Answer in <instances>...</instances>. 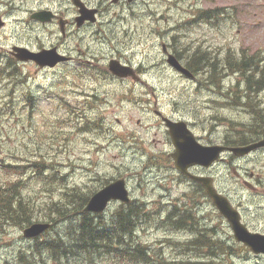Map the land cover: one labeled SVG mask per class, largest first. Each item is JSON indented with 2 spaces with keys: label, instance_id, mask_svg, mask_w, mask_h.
Listing matches in <instances>:
<instances>
[{
  "label": "rangeland",
  "instance_id": "rangeland-1",
  "mask_svg": "<svg viewBox=\"0 0 264 264\" xmlns=\"http://www.w3.org/2000/svg\"><path fill=\"white\" fill-rule=\"evenodd\" d=\"M44 1L53 3L54 7L72 3L71 0H0V17L6 22L5 28L0 30V67L5 66L8 71L12 70L9 67L10 61L5 55L13 45L33 42L37 40V35L42 36V34L30 32L27 23L23 21L29 19L30 12L26 10L27 8L33 9L44 5ZM85 1L91 6L101 8L97 25L85 27L79 32L73 28L70 32L71 36L67 37L62 36L59 26L53 25L52 45H58L62 41L63 49L71 48L74 56L94 62L96 67L88 73V76L94 77L95 80L79 85L77 90L74 86L68 85L65 91L60 92V101L80 111L85 106V99L80 98V93L94 92L96 89L105 100L97 110L77 119L76 116L69 114L64 106H60L55 89L57 79L81 69L76 63L52 71V79L49 76L45 77L47 73L36 75L31 65H19L20 71L31 72L30 84L26 88L38 91L37 97H41V101L39 106L37 105L38 108L34 110L17 108L15 115H7L0 108V160L14 161L15 157L12 153L24 155L29 149L28 158L34 162V165L35 163L38 165L34 166V169L38 167L42 170L39 176L36 173H30L27 177L28 186H25L28 193H33L36 206H43L52 198L54 201H59L64 197L65 192L77 191L80 195L89 196L95 188L101 187L106 179L124 176L129 180V187L132 189L134 198L146 201L153 208L166 207L170 201L175 202L189 193V185L186 183L180 186L173 185L166 181L165 174L155 167L151 166L149 170H145L150 160L145 155L153 145V141L146 138V134L137 121L142 119L143 123L149 127L155 118L153 114L146 113L127 100H122V97L128 93L132 96L134 94V98L140 105L139 100L144 97V89L140 86H167L175 79L178 82H173L172 90L164 95V103L168 104L173 99H177L182 105L191 107L189 110H193L195 106L202 103L203 98L194 96L188 104L180 95L184 93L182 92L184 89H189L188 81H181L163 65L156 68L157 64L162 63L160 47L162 38L157 31L160 30L163 34L167 32L165 40L171 39L174 50L182 47L190 48L188 39L190 41L198 39L201 43L246 48L250 54L260 49L263 51L264 0H139L132 5L123 2L112 5L111 0ZM217 5L228 8L238 7L233 10L234 20L221 21L214 27L208 21L199 19L198 9ZM73 13L74 11L70 9V13H67L69 18ZM152 13L157 14L156 17L151 15ZM139 34H142V40L139 39ZM173 35L179 38L172 40ZM113 58L148 68L142 83L134 84L131 80L121 81L111 77L108 62ZM206 63L210 67L213 66L208 61ZM219 64H221L220 59ZM6 84L7 82L0 84V101L4 95H7ZM50 86L52 91L49 90ZM133 86L139 88L133 92ZM47 89L52 94L45 93ZM20 90L18 89L19 93L22 92ZM20 98L21 95H19L17 107L20 105ZM177 107L178 105H174L171 108L175 110ZM244 110L246 111L241 119L238 143L249 138L248 132L253 123L257 122L250 116L251 109ZM227 112L233 116L237 114L234 110ZM28 113L33 116L30 122L26 121ZM207 113L210 112L207 111ZM100 115L103 117L107 135L92 132V128L89 127L91 121L96 120ZM215 117L194 129L204 145L216 143L218 141L216 136L226 127L225 122H218ZM59 119L66 120L64 124L66 128L62 129L60 125V127L56 125ZM81 120L82 122H79ZM83 126L88 127L87 130L90 132L79 133L78 129ZM39 133L46 137V142L41 146L36 144L42 138ZM148 138L157 140L162 136L158 134L157 129H154ZM1 142L4 145H1ZM39 150L40 152L37 153ZM163 160H169V157H162L161 161ZM19 161L22 164L21 169L24 170V160L20 158ZM169 167L170 174L179 179L171 164ZM237 169L240 171V176L236 180L233 178L232 170L225 163L221 164L215 172L219 182L218 187L221 190L229 189L231 185L227 187L222 181L236 180L233 183L235 191H239V194L244 196L245 202L249 200L246 202L248 206H253V211L246 216L251 217L257 224V221L264 220V151L240 160L235 170ZM251 173L254 174L253 178ZM245 181L254 185V189L245 186ZM162 197L166 198L160 201ZM255 206L260 208L254 210ZM116 207L111 205L104 215H110ZM45 217L42 216L40 219ZM212 218L214 219L213 216ZM223 226V222H217L220 240L231 245L230 237L232 236L228 233V229L220 233ZM64 227L65 222H61L52 232L46 233L37 240H50L52 233L60 232ZM166 239H174V236L172 237L166 229H157L153 225H148V230L141 234L143 242L151 245L153 249H162L165 257L171 259L176 256V252L164 244ZM35 242V240H25L22 229L9 227L7 231L0 234V264L14 262L21 252L30 251ZM223 248L224 246L220 247V249ZM246 256L242 255L232 262L234 264H264L261 257H255L252 254H246ZM47 264L52 263L47 261Z\"/></svg>",
  "mask_w": 264,
  "mask_h": 264
},
{
  "label": "trees",
  "instance_id": "trees-1",
  "mask_svg": "<svg viewBox=\"0 0 264 264\" xmlns=\"http://www.w3.org/2000/svg\"><path fill=\"white\" fill-rule=\"evenodd\" d=\"M198 12L200 19L208 21L212 26H218L221 21L235 18V12L231 8L228 10L223 5L198 9ZM178 38L176 35L173 36V39ZM218 53L220 54V51ZM204 55L205 53L201 52L199 59H203ZM220 59L225 63L222 65L223 67H232L236 61L225 52H221ZM14 64L13 61L9 62L11 71H8L6 67L0 68V80L7 78L12 83V86H9L11 89L7 91L6 95L9 99L12 97L17 80L18 68ZM218 66L216 60V64L212 68L214 70L213 76L216 78L220 76L217 72ZM189 69L194 71L190 67ZM203 69L204 67L201 68V70ZM257 84L260 85V82L251 83L254 86ZM251 108L252 114H254L255 107ZM2 111L8 112L11 109L5 107L2 108ZM257 112L256 110L255 115ZM254 120L257 121L258 117L256 116ZM64 124V120L56 121V125L61 126L62 129L66 128ZM82 128L87 130L88 127L83 126ZM259 129L260 125L257 122L253 123L248 132L250 141L248 139L246 141L251 142L257 135L260 136L261 133L258 134ZM1 145H4L3 142ZM12 156L15 157L14 161L4 162L0 160V173L5 175V178L0 181V233L6 231L9 226L24 228L34 220L40 221L42 216H47L43 219L52 221V231L61 222H65L66 226L60 232L52 233V238L44 241L41 244V249L38 248L39 244H37L38 254H40L37 264H46L42 258L43 254L50 257L52 264H64L66 262L71 264H167L162 253L151 252L149 245L142 243L141 231L145 232L150 224L156 225L160 218L165 221L166 219H180L181 227L195 220L194 214L180 217L181 213L177 206H170L169 209L160 206L156 209L152 206L147 207L138 201L130 205L117 206L107 217L92 215L85 211L89 196L80 195L77 191L65 192L64 197L59 201H54L52 198V202L45 203L46 205L43 206H36L25 195L24 182L21 180L22 173L16 180V174L19 170L17 160L20 158L25 160V157L16 153H12ZM34 166L38 165L35 164ZM36 170L41 172L38 167ZM21 171L24 173V170L21 169ZM206 236V234L195 235L194 247L199 244L201 252L193 264H224V261L231 255L230 252L224 251L225 248L220 249V247L225 246V243L218 238L211 244L206 243L207 239L204 238ZM29 255L31 254L21 252L14 262H6L5 264H34L32 260L28 259Z\"/></svg>",
  "mask_w": 264,
  "mask_h": 264
},
{
  "label": "flooded vegetation",
  "instance_id": "flooded-vegetation-1",
  "mask_svg": "<svg viewBox=\"0 0 264 264\" xmlns=\"http://www.w3.org/2000/svg\"><path fill=\"white\" fill-rule=\"evenodd\" d=\"M72 1V0H71ZM85 1V0H84ZM86 2V1H85ZM44 5L37 6L36 8L30 9L27 8L26 10L29 11L31 14L34 13L35 11H46V12H52L54 14V18L52 22L49 23H42L36 20H31L30 16L29 19L26 21H23V23H27V27L29 28L30 32H35L38 34H42V36L37 35V40L33 42H28V43H17V45L25 47L30 49L32 52L36 53H41V52H52V49H56L59 53L63 55H67L70 57V60L65 63H60L56 67L59 66H71L74 62L76 63L78 68H83L84 64H89L88 62H84L81 57L75 58L74 55H72L73 50L69 49H63L62 48V41L58 45H52V26L56 23L57 26L59 25L61 34L63 37L71 36V31L73 28H76L75 26V21H76V15H77V10L73 4H66V5H60L58 7H54L53 3L50 2H43ZM70 9L74 11L73 15L71 18L67 15V13H70ZM101 13V9H100ZM63 23V26H62ZM85 27H92L91 24H87L81 29H76L78 32L83 30ZM190 48H181L178 52V55L176 57L180 61V63L185 67H191L195 71H199L202 64L199 60L194 59L191 60V57H196L198 53L200 52V43L199 42H194L192 44H188ZM167 47H170L169 44H167ZM186 47H188L186 45ZM202 49L208 52V55L215 54L216 48L210 45H205ZM172 51V48H171ZM6 56L8 59H13L12 56L10 55V51L6 52ZM192 64V66H191ZM22 65H31L34 67V73L36 75L38 74H45L47 73L48 75L51 73V79H52V71L56 70V67L52 68L51 66H40L37 64L35 61H30L27 63H24ZM204 66H207L206 60L203 62ZM188 69V68H187ZM25 78H21L20 80V87L22 91L21 93L16 90L15 93V106L17 107L18 103V98L19 95H21L20 101H19V107L18 108H34L38 104V98L37 94L32 88L27 89L26 87L29 86L31 77V72H26L25 73ZM46 75L45 77H47ZM212 72L210 70L205 69L203 71V76L199 74L196 79L192 82L193 85L190 86L191 88H196L199 91L198 96H201L204 100L203 104H206L207 108H212L213 105L216 103L220 102L222 105L229 107L234 104H238L240 106H246L249 107L250 103H252L251 107H255V112L254 114H250L252 119L254 120L256 116L258 117L257 123L260 125L259 129V138L255 140H264V79L262 75L260 76V85L258 86H235V87H228V86H219L220 92L216 90H213L215 86H202L200 83L202 81H208L209 79H206L208 76L211 77ZM182 77V76H181ZM208 77V78H209ZM206 81V82H207ZM212 82V81H211ZM43 88V87H42ZM85 99V105L86 106H95L98 104L100 100L103 99L102 96H100L96 91L92 93H87L83 92L82 97ZM243 104V105H242ZM171 103L169 102L168 104H163V110L166 114H169L171 112H174L175 110L171 108ZM256 110L258 111L257 114ZM157 111L155 112V114ZM161 115L160 113H158ZM78 116H83V115H78ZM82 118V117H80ZM161 143H164L163 145H160ZM225 144L228 147H236L238 145L235 144H230L228 142H225ZM165 145H168L167 150L168 153L165 152ZM161 147V148H160ZM148 152H146V156L152 159H160L162 157H165V154H172L174 151L173 146L170 144L169 139H166V141H159V143H155ZM264 151V149L257 151L256 153ZM229 158L232 160L234 157L230 154H228ZM251 156H248V158ZM247 158V157H245ZM245 158H241L245 160ZM240 159V160H241ZM254 177V174L251 175V178ZM225 195L228 196V198L231 200L232 204L238 209V211L241 214V221L242 223L250 230V232L254 234H263L264 235V220L262 221H257V224L251 217H247L246 215L251 211L250 207L248 205L244 206V199H242V195L239 194V191H235L234 188L232 189H227L225 190ZM260 206H258V209ZM252 221V225H251ZM263 223V225L261 224ZM223 227L220 231L222 233L225 229H228L229 234H233V229L232 227L227 223L226 220H223ZM238 245L236 243H233L229 249L230 250H236ZM242 249V248H241ZM249 250L246 247V251ZM250 251V250H249ZM251 255V252H250ZM262 257V256H261Z\"/></svg>",
  "mask_w": 264,
  "mask_h": 264
},
{
  "label": "water",
  "instance_id": "water-1",
  "mask_svg": "<svg viewBox=\"0 0 264 264\" xmlns=\"http://www.w3.org/2000/svg\"><path fill=\"white\" fill-rule=\"evenodd\" d=\"M120 0H112L113 3H117ZM129 2L135 0H128ZM76 7L80 9L79 16L76 21L78 26H81L86 21L95 23L97 20L96 14L97 9H89L87 5L81 0H73ZM53 13L40 12L32 15V18L42 22H47L52 19ZM4 26V22L0 19V28ZM13 55L21 61L34 60L41 66L49 65L55 67L59 62L67 60L66 57L60 55L56 49H52L51 52L33 53L26 48L15 46L12 48ZM168 64L177 71L183 72L186 76L191 77L192 75L188 70H185L178 60L174 56H169ZM110 71L119 77H132L134 72L131 68L121 64L119 60H111L109 64ZM166 126L170 129L169 136L173 141L176 148V152L173 154L175 166L183 174L188 175L194 182H198L204 186L207 194L213 200L217 206L219 212L228 219L233 225L235 232V238L238 242L244 243L256 254L264 255V236L259 234L250 233L247 228L241 224L240 213L231 205L228 198L219 195L217 190L212 184V181L208 178L193 176L188 172V169L193 166H201L209 168L215 161L220 158L221 153L225 150L221 146L207 147L202 145L189 131L187 125L184 123H175L170 120H166ZM264 148V140L256 142L244 148H232V152L236 157L246 156L252 151ZM120 200L124 203H130L129 192L126 188V182L123 179L117 180L105 188L96 193L89 201L86 211L94 213H103L110 202ZM50 224H32L30 227L24 230V237L35 238L40 234L48 230Z\"/></svg>",
  "mask_w": 264,
  "mask_h": 264
},
{
  "label": "bare ground",
  "instance_id": "bare-ground-1",
  "mask_svg": "<svg viewBox=\"0 0 264 264\" xmlns=\"http://www.w3.org/2000/svg\"><path fill=\"white\" fill-rule=\"evenodd\" d=\"M242 105H243V104H242ZM65 227H66V226H65ZM65 227H64V228H65ZM47 245H48V244H47ZM51 247H52V246H51ZM93 248H94V247H93ZM39 255H40V254H39Z\"/></svg>",
  "mask_w": 264,
  "mask_h": 264
}]
</instances>
